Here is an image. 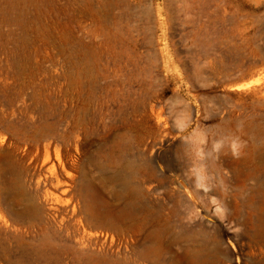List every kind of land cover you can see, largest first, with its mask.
Returning a JSON list of instances; mask_svg holds the SVG:
<instances>
[{
	"label": "rangeland",
	"instance_id": "374dc122",
	"mask_svg": "<svg viewBox=\"0 0 264 264\" xmlns=\"http://www.w3.org/2000/svg\"><path fill=\"white\" fill-rule=\"evenodd\" d=\"M76 112L90 154L68 170L92 190L93 154L119 135V182L101 196L115 208L119 190V225L87 229L102 253L116 264H264V242L245 219L248 198L255 206L264 191V0H0V215L9 222L24 228L49 213L39 198L33 216L20 194L43 170L11 132L43 114L62 132ZM58 148L65 164L75 159L73 147ZM52 157L46 167L58 168ZM138 193L151 221L170 228L158 246L135 244L121 217ZM1 221L5 243L14 232ZM11 245L0 264H101L23 258Z\"/></svg>",
	"mask_w": 264,
	"mask_h": 264
},
{
	"label": "bare ground",
	"instance_id": "6f19581e",
	"mask_svg": "<svg viewBox=\"0 0 264 264\" xmlns=\"http://www.w3.org/2000/svg\"><path fill=\"white\" fill-rule=\"evenodd\" d=\"M79 112L70 115L66 120V128L62 132L58 131L56 123L50 121L45 114L40 115L37 120L31 119L28 125L16 128L11 132L14 140L29 146L28 154L33 155L35 163H39L43 170V173H38L36 176L32 192L26 193L22 185H18L20 194L26 197L33 216L39 217L40 215L36 205L39 198L48 205L49 213L43 216V220H40L38 224H30L24 228L14 220L9 222L0 215L3 227L12 229V233L14 232L12 236L10 234V237L5 238V243H3L4 239L1 240L2 242L0 241V253L4 257L12 255L14 251H12L11 244H13L20 254L19 257L33 255L38 260L44 258L45 260L59 261L62 257L71 256L82 257L89 263L116 264L115 259H111L106 256V253L101 252L105 248V242H98L97 236L91 235L87 229L91 225L107 229H115L119 225V190L111 192L118 199L115 208L107 207L101 197L106 191L107 181L119 182V135L109 145L108 150L106 149L107 152L100 153L101 151L98 149L99 151L96 150L93 154L96 157L94 164L97 168L98 187L92 190L91 185L82 175L79 176L71 172H77L80 159L90 154L86 149L89 132L86 130L85 119ZM81 136L84 139L80 140ZM58 146L74 148L75 159L70 164H65L62 161ZM52 153H54L58 168L53 163L50 167H46L53 159ZM179 186L185 189L184 182L179 181ZM138 194L140 198L138 202H124L121 217L131 223V230L135 234V244L140 246L145 243V240H150L158 246L165 236L170 235V228L162 227L151 221L153 212L143 201L142 194ZM254 194L258 198L259 204L253 206V197L248 198L245 203L248 208L245 219L255 231L253 236L264 242V191L260 189L259 193ZM185 195L191 205L192 194L185 193ZM245 204L242 205L245 207ZM244 207L240 206L241 209ZM176 212V209H173L170 213L175 215ZM239 212L240 209L236 201L233 212L229 213L226 218L229 219ZM21 229L32 231L31 239H28L29 236L26 239ZM0 238L2 237L0 236ZM30 242L33 246L27 249L28 247L25 245ZM151 252V250L142 248L136 252V256L140 260L147 261ZM187 254L190 255L191 252L187 251Z\"/></svg>",
	"mask_w": 264,
	"mask_h": 264
}]
</instances>
